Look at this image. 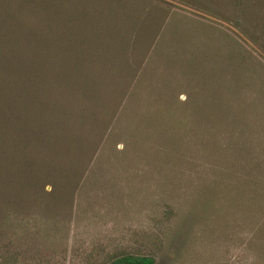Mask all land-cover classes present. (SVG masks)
Wrapping results in <instances>:
<instances>
[{"label": "rangeland", "instance_id": "374dc122", "mask_svg": "<svg viewBox=\"0 0 264 264\" xmlns=\"http://www.w3.org/2000/svg\"><path fill=\"white\" fill-rule=\"evenodd\" d=\"M264 0H0V264H264Z\"/></svg>", "mask_w": 264, "mask_h": 264}, {"label": "trees", "instance_id": "16d2710c", "mask_svg": "<svg viewBox=\"0 0 264 264\" xmlns=\"http://www.w3.org/2000/svg\"><path fill=\"white\" fill-rule=\"evenodd\" d=\"M264 3V1L262 2ZM153 258L149 256L124 255L111 259L106 264H153Z\"/></svg>", "mask_w": 264, "mask_h": 264}]
</instances>
